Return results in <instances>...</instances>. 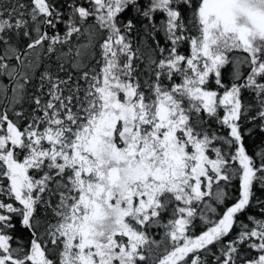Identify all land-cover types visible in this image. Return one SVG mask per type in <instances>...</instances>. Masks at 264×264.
Here are the masks:
<instances>
[{
    "label": "snow or ice",
    "instance_id": "obj_1",
    "mask_svg": "<svg viewBox=\"0 0 264 264\" xmlns=\"http://www.w3.org/2000/svg\"><path fill=\"white\" fill-rule=\"evenodd\" d=\"M0 264H264V0H0Z\"/></svg>",
    "mask_w": 264,
    "mask_h": 264
}]
</instances>
